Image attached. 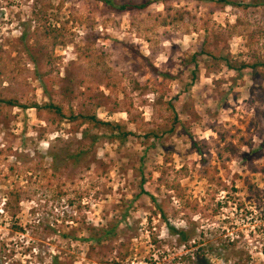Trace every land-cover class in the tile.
Instances as JSON below:
<instances>
[{
  "label": "rangeland",
  "instance_id": "1",
  "mask_svg": "<svg viewBox=\"0 0 264 264\" xmlns=\"http://www.w3.org/2000/svg\"><path fill=\"white\" fill-rule=\"evenodd\" d=\"M110 1L149 5L118 12L105 0H0V100L65 103L67 86L75 109L96 107L100 120L131 132L120 143L100 131L89 148L78 123L0 104V264H102L124 254L123 264H196L199 247L211 264H264V75L246 69L233 82L235 72L206 70L203 56L184 89L205 37L222 35L234 60L264 61V6ZM175 10L187 20L163 26ZM48 25L72 44L55 48L40 80L23 49ZM168 102L180 124L147 138L169 127ZM80 151L88 156L55 167L51 155ZM14 190L21 201L10 214L3 196ZM109 221L118 238L90 253L85 229ZM167 225L189 230L188 246Z\"/></svg>",
  "mask_w": 264,
  "mask_h": 264
},
{
  "label": "trees",
  "instance_id": "2",
  "mask_svg": "<svg viewBox=\"0 0 264 264\" xmlns=\"http://www.w3.org/2000/svg\"><path fill=\"white\" fill-rule=\"evenodd\" d=\"M216 2L223 3L225 6H234V3L230 0H215ZM107 5H109L112 9L118 12H128L131 10H144L149 3L145 2L142 4H116L110 0H105ZM164 4V3H163ZM244 8H247V4H243ZM255 6H264V0L257 1ZM168 11V9H165ZM188 16V13H185V16ZM35 19L38 21H43L44 16H42V10L39 9L34 13ZM187 17H183V13L175 10L172 14H167L162 18L161 24L163 26H172L178 25L182 22H185ZM32 42L28 43L25 41L24 52L28 56L30 62L34 65L35 72L39 75V79H42L44 73L40 74V70L42 67H47L51 64L53 59L52 54L55 48L57 47H65L68 44H72V39H68L67 35L60 27L56 26H44L41 30L36 28V30L30 35ZM27 38L26 32L22 33L20 39L23 41ZM208 37H205V40L201 44L199 51H196L193 55L190 56L188 62H190L191 66L189 67L190 73V82L187 85H184V89L187 90L198 80V66L197 62L203 57L206 56L208 61L204 62V66L206 70H212L216 67L224 66L228 71H233L237 75L233 78V82L236 81L239 77L242 76L244 70L248 69L251 71L252 75L263 74L264 75V61L259 59L254 61L253 63H247L243 60H234L231 55L226 50V41L222 35H216L212 39V43L207 40ZM186 64L183 63V65ZM187 68V66H185ZM164 78H171L169 73L162 74ZM69 87H64V96L67 99L65 103L62 101H54L53 99H49L43 103L37 102H28V103H19L14 99H6L0 100V104L9 107H17L22 110H26L28 108L34 109L36 112L46 113L53 122H66V123H78L80 126H84L82 131V139H87L89 148L93 147L97 141L100 139V131L101 134L111 136L112 140H118L120 143H123L127 137L131 134V132L120 123L108 122L100 120L97 115L95 108H80L75 109V107L71 103V99L68 98V94H71ZM74 98V97H73ZM72 98V99H73ZM96 106H100V103H97ZM167 111L169 113L168 116V124L169 127L167 129L161 130H151L148 134L147 138H154L156 140L159 139L160 136H165V134H172L177 126L180 124V119L178 114L176 113L175 107L171 102L167 103ZM97 131V132H96ZM103 132V133H102ZM193 148H196L195 143L192 144ZM196 152L200 155L201 152L199 149H195ZM89 151H80L76 154H70L66 152H62L60 154L51 155L53 157V162L56 164L55 167L58 168L59 164H62L65 160H74L79 161L82 158L88 156ZM182 171V169H181ZM153 202H155V198L150 196ZM21 201V194L19 190L9 191L3 196V209L8 213L14 214L15 208L19 205ZM162 212V211H161ZM88 236L86 237V241L90 242L89 252H94L98 248L105 246L106 243L113 241L118 238V224L114 222H107L104 226H88L86 229ZM168 232L177 238V240L184 245L188 246L190 243L191 232L187 229H178L173 227L172 225H167ZM89 253V254H90ZM90 256V255H89ZM196 264H211V261L208 257H206L204 250L199 247L193 253ZM126 254L119 255L114 258L112 261H106L102 264H123L122 261L125 260ZM54 264H61L57 260V257L54 259ZM117 260V261H116Z\"/></svg>",
  "mask_w": 264,
  "mask_h": 264
}]
</instances>
